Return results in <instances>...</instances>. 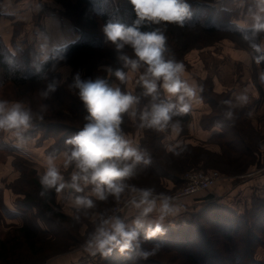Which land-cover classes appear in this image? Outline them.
I'll return each instance as SVG.
<instances>
[{
	"label": "crops",
	"instance_id": "crops-1",
	"mask_svg": "<svg viewBox=\"0 0 264 264\" xmlns=\"http://www.w3.org/2000/svg\"><path fill=\"white\" fill-rule=\"evenodd\" d=\"M113 1L118 3V0ZM213 5L217 11L228 13L229 22L240 29H259L256 25L264 24V0H214ZM61 13V5L53 0H0V40L13 54L14 48L24 50L27 46H33L46 58L54 50L74 43L79 38L75 25ZM257 16L260 17L259 21ZM255 37L253 46L247 41L244 45L231 38L220 37L184 53L181 63L185 65V72L182 79L196 88V98L191 101L189 113L173 117L164 130L140 126V114L150 107L152 98L143 95L144 89L139 83L143 72L139 69L133 72L125 66L124 73L128 79L123 82L121 91L138 97V103L134 106L135 115L122 114L121 134L133 147L144 153L149 163L137 165L134 175L123 181L124 191L119 198L115 197L116 201L125 199L128 192L131 195L139 193L124 213L100 220L102 215H107L106 207L95 211L92 220L100 223L98 228L104 226L111 231V222L117 218L125 223L126 230L155 228L156 224L161 228H174L185 225L190 218L212 203L240 215L251 208L254 199H264V31ZM256 52L262 56V60ZM54 74L58 76L59 86H62L71 77L72 67L59 64ZM110 86L119 84L113 82ZM158 92L160 95L156 102L169 99L162 88L158 87ZM241 95L248 97L246 103L238 102L237 98ZM171 100L175 102L176 98L171 97ZM13 103L8 102L7 107L10 108ZM21 106L24 107L23 104ZM176 123H179L181 129L179 133L172 127ZM40 134L38 132L34 139L19 140L14 144L19 148V156L30 163L40 177L46 172L51 158L66 185L60 192L56 191L54 196L62 213L73 217L76 212L84 209L75 204L77 196L100 201L93 195L94 186L91 184L77 181L84 189L79 193L70 187L73 174L79 171L75 162L67 167L64 165L72 148L47 154L55 141L44 137L41 144H38ZM188 147L192 151L201 149L209 152L215 161L225 160L220 165H236L242 159H250L242 163L244 167L248 165V169L239 176L223 174L220 181L207 192L176 198L175 193L183 185V179L177 177L175 172L173 178L160 175L152 167L159 164L200 165L199 161H191V157H187L185 151ZM249 148L254 150L252 157H246ZM148 177L156 181L157 188L162 192L158 195L152 191L149 199L155 202L153 210L142 217L144 226L136 228L134 221L141 218L147 205L137 207L141 195L138 190L132 189L130 180L144 182ZM0 195L4 205L10 207L11 196L8 190H1ZM165 202L168 210L163 208ZM104 221L110 223L104 225ZM88 243L82 247L80 256L66 260L74 262L80 257L104 255L94 248L90 250ZM254 258L264 263V247L256 249Z\"/></svg>",
	"mask_w": 264,
	"mask_h": 264
},
{
	"label": "trees",
	"instance_id": "trees-1",
	"mask_svg": "<svg viewBox=\"0 0 264 264\" xmlns=\"http://www.w3.org/2000/svg\"><path fill=\"white\" fill-rule=\"evenodd\" d=\"M53 1L61 5V14L75 25L79 34L76 42L54 50L43 58L33 46H27L24 50L14 48L13 54L0 40V100L19 102L24 105L22 110L29 112V129L20 132L22 140L33 139L38 132L42 138L56 139L53 149L48 150L47 154L68 150L67 140L78 134L88 123L89 113L79 98V90L74 87L77 75L81 80H103L109 86L117 82L122 88L123 82L115 76L117 70L125 72V64L120 56L132 55L130 58L136 59L130 46L115 50L104 32L109 22L133 25L137 17L130 0H118L117 4L113 0ZM186 2L190 15L183 25L168 23L141 26V31L159 27L164 32L167 39L163 55L166 60L181 62L184 52L207 44L205 38L227 37L244 45L247 41L253 46L255 36L264 31L260 28L243 30L234 26L229 22L228 13L217 11L213 5L214 0ZM184 38L186 43H181ZM199 38H204L203 43ZM187 43L192 46H186ZM256 55L262 60L258 52ZM59 64L72 67L71 77L62 86H59L58 76L54 74ZM145 68L142 65L139 70L144 72ZM50 85L54 86L53 91H49ZM12 149L4 142L0 132V157L3 152L9 153ZM196 151L204 155L201 158L205 161V168L213 166L211 163L214 159L209 152L201 149ZM185 152L187 156L195 154L190 148ZM253 152L249 148L246 157H252ZM193 160L200 161V156ZM26 166L14 162L15 169L21 174L19 180L25 182L23 189L12 188L24 196L22 201H18L17 207L22 212H31L35 207L41 211L29 214L23 219L22 226L14 228L12 233L4 234L2 227L8 210L0 197V264H33L45 255V248L49 247L51 241L42 238L46 232L38 227L35 222L37 218L56 227L58 232H65L61 224L69 219L54 209L55 189L44 186L36 170ZM179 166L184 168V165ZM152 168L160 175L174 177L172 166L164 168L159 164ZM154 229H138L140 243L130 248L131 256L121 255L113 259L109 255L104 264H264L254 258L256 249L264 247L263 198L254 199L251 208L243 215L212 203L185 225L161 228L160 233L148 236V232ZM115 249L112 248L111 254L117 251ZM154 249V255L147 259L140 255L143 251L152 252Z\"/></svg>",
	"mask_w": 264,
	"mask_h": 264
},
{
	"label": "clouds",
	"instance_id": "clouds-1",
	"mask_svg": "<svg viewBox=\"0 0 264 264\" xmlns=\"http://www.w3.org/2000/svg\"><path fill=\"white\" fill-rule=\"evenodd\" d=\"M137 19L132 26H125L121 23L109 22L104 27L106 38L119 51L130 46L134 51L136 59L121 55L126 67L133 72L142 65L146 66L145 71L139 77V83L144 89L143 95L150 96L152 103L140 114L141 127L164 130L168 127L173 117L189 113L191 101L196 98L197 90L182 79L185 72V65L174 60H166L163 53L166 50V36L161 28L151 31H141L142 25H164L174 23L183 25L189 17V5L186 0H130ZM256 19L259 21L260 17ZM257 28L264 29V24H257ZM116 78L126 82V74L117 70ZM74 87L79 90V98L84 103L89 116L88 123L84 125L74 137L67 140V143L74 146L64 161L65 167L75 162L79 170L72 176L73 183L70 187L77 193L84 189L76 183L82 180L85 185L94 186L93 195L96 199L104 201L109 195L120 197L124 191L123 181L134 175L137 165L148 164L144 153L133 147L129 140L121 134L122 114L135 115L134 106L138 103V97L130 92H122L119 86H109L105 81L81 80L77 75ZM158 87L162 88L169 99L159 100ZM54 86H49L53 91ZM46 96L47 93H44ZM171 97H175L173 102ZM238 102L246 103L248 97L241 95ZM230 103V101H226ZM131 110V111H130ZM231 115V113H229ZM30 120L28 111L22 110L19 102H15L10 108L7 101L0 100V130H12L27 128ZM176 133L180 132L179 123L172 125ZM48 168L41 177V183L48 188H56L60 192L66 187L62 182L57 167L54 166L51 158L48 161ZM140 205H147L143 209L141 218L134 221L136 228L144 226L143 216L153 210L154 201L152 190H140ZM75 204L84 208H92L94 202L87 196H77ZM163 208L168 210L167 202ZM104 225L109 221H104ZM161 232V226L156 224L155 229L148 232V236H154ZM137 239V231L126 230V225L120 219L111 222V231L101 226L88 243L89 249H95L108 255L113 247L119 246L121 251L130 249L132 242ZM159 247V246H157ZM152 252L143 251L140 255L147 259L154 255Z\"/></svg>",
	"mask_w": 264,
	"mask_h": 264
},
{
	"label": "rangeland",
	"instance_id": "rangeland-1",
	"mask_svg": "<svg viewBox=\"0 0 264 264\" xmlns=\"http://www.w3.org/2000/svg\"><path fill=\"white\" fill-rule=\"evenodd\" d=\"M181 40H182L181 43H186L185 38ZM198 40L203 43L204 38L203 39L199 38ZM205 40L208 41L209 43L212 40H214V38H205ZM175 44L177 43L175 42ZM188 45L192 46V44L187 43L186 46ZM193 48H190V49H193ZM115 50L117 49L115 48ZM126 56L131 57L132 55H126ZM28 129L29 128H20V129L3 130V131L0 130V132L2 133L4 142L9 147L13 148L12 151L9 153L3 152V154H1V157H0V191L1 190L4 191V189L6 188L11 196V199H10L11 205L10 207L6 206L8 213L5 214L4 227H2L4 234L12 233L14 228L19 227V224L23 223V219L29 214L30 215L35 214V213L38 214V212L41 211L40 209L35 207V208H32L31 212H22V209L18 208L17 205L19 203L18 201H22L24 199V196L21 193L14 192L12 189L13 187L17 189H20V188L23 189L25 187V182L23 180H19L21 174L15 169L14 162L21 164L23 166L27 165L29 166V168L32 167L30 163L26 162L24 158L19 156V150H18L19 148L14 144V142L18 143L19 140H22V138H20V132L27 131ZM9 132H14V133L9 134ZM50 138L54 139V141L56 142V139L54 137H50ZM42 139L43 138L41 137V134H40L39 139L37 140V143L41 144ZM68 147H72V146L68 144ZM51 149H53V147ZM195 154L197 157L200 156V161H199L200 165H194L193 163H188L189 164L188 165L186 163V165H184V168H183L182 166L173 164L172 172H175L177 177L181 179H184L187 173L191 171H195V170H202L204 172L215 171V172H218L221 177L223 174H226L227 176H239V174L241 175L244 173L245 169L246 170L248 169V165H246L247 167L246 168L243 166L242 163L245 164L246 162L250 161V159H242L240 160L241 162H236L235 163L236 165H220L221 162L225 163V160L219 159L218 161L214 160L211 163L213 164V166H211L210 168H205L204 167L205 161H203V159L201 158V156H204V155L196 150H195ZM195 154L193 156H190L191 161H194L193 158L195 159L197 158ZM163 167L165 168V165H163ZM11 168L14 169V171L11 170ZM130 183H131L132 189L138 190L139 192H140V189H150L158 195H160L162 192L157 188L156 181L151 179L150 177H148L144 182H139V180L138 181L130 180ZM137 187L140 189H138ZM181 187H183V185ZM53 188L55 189V192H56V188L55 187ZM25 189L28 191L29 190L28 186H26ZM138 194L139 193L131 195L128 192L125 199L121 201H116L115 196H112V195H109L108 198L104 201H94L92 199L94 202V206L92 208H84L82 210H79L78 212L74 214L73 217L66 215L69 219L65 220L66 222H63L61 224V226L65 228V232H58V229L56 227L50 226L49 224L44 222L42 218L41 219L37 218L35 222L37 223L38 227H40L41 230L46 232V233L44 232L45 234L43 235L42 238L48 241L50 240L51 242H49L50 243L49 247L45 248V251H44L45 255L43 257H40L38 261H35V263L33 264H104L105 259L109 255L113 259H117L121 257V255L131 256L132 254L131 249H125L124 251H121L119 246H117L115 249L117 251L113 252L112 254L111 252H109L107 257H105L106 255H102L100 257L96 255L94 257H85V258L80 257L78 260L74 262L73 261L68 262V260H66V259H70L71 257L75 258V257L80 256L82 247L85 244H87L92 239L94 234L96 233L100 223L94 222V220H92V216H94L93 214L95 213V211L98 210V208L106 207L107 209L106 211L107 215H102L100 220H104L105 218L111 219L117 214L119 215L120 213H124L127 207L134 200L137 199ZM177 194H178V191L175 193V197L181 198V197H178ZM54 205H55V208L54 207L53 208L55 210L62 212L60 209V206L57 205L55 202V197H54ZM24 213H27V214L24 216ZM243 214H240V215H243ZM191 219L192 218H190V220ZM49 231L51 232L50 234L47 233ZM38 240L39 239L37 237V241ZM139 243L140 241L137 236V239L132 242V248L135 245L138 246Z\"/></svg>",
	"mask_w": 264,
	"mask_h": 264
},
{
	"label": "built area",
	"instance_id": "built-area-1",
	"mask_svg": "<svg viewBox=\"0 0 264 264\" xmlns=\"http://www.w3.org/2000/svg\"><path fill=\"white\" fill-rule=\"evenodd\" d=\"M222 177L218 172L195 170L187 173L183 179V187L178 190V197L193 196L210 190Z\"/></svg>",
	"mask_w": 264,
	"mask_h": 264
}]
</instances>
